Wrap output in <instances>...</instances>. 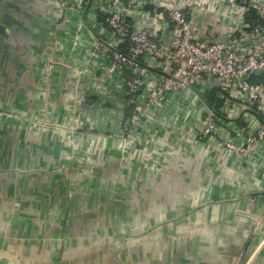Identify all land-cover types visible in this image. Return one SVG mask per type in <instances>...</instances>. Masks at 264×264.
Here are the masks:
<instances>
[{
    "label": "crops",
    "instance_id": "crops-1",
    "mask_svg": "<svg viewBox=\"0 0 264 264\" xmlns=\"http://www.w3.org/2000/svg\"><path fill=\"white\" fill-rule=\"evenodd\" d=\"M49 8L0 0V24L14 39L0 36L9 66L0 97L44 125L0 119V264H264V144L247 164L197 143L189 120L180 139L183 116L170 107L143 152L125 155L104 133L116 103L93 102L100 82L87 91L93 101L75 103L67 92L80 99L84 90L70 87L73 77L40 70ZM210 102L187 108L202 113Z\"/></svg>",
    "mask_w": 264,
    "mask_h": 264
},
{
    "label": "built area",
    "instance_id": "built-area-1",
    "mask_svg": "<svg viewBox=\"0 0 264 264\" xmlns=\"http://www.w3.org/2000/svg\"><path fill=\"white\" fill-rule=\"evenodd\" d=\"M44 1L50 53L42 71L65 70L73 77L70 87L84 93L78 99L69 90L71 102L84 104L93 93L96 104L116 103L105 116L104 133L121 143L125 155L143 152L157 122L175 107L183 116L173 131L180 139L189 120L197 143H214L219 153L247 164L261 157L264 0ZM96 81L99 91L88 93ZM207 96L213 101L203 104L204 112L187 108Z\"/></svg>",
    "mask_w": 264,
    "mask_h": 264
},
{
    "label": "rangeland",
    "instance_id": "rangeland-1",
    "mask_svg": "<svg viewBox=\"0 0 264 264\" xmlns=\"http://www.w3.org/2000/svg\"><path fill=\"white\" fill-rule=\"evenodd\" d=\"M4 54H6V53H4L3 52V55ZM1 55V54H0ZM0 61L2 62V63H0V71H3V70H7L8 69V67L6 66V64H4V62H3V60H1L0 59ZM12 68V67H11ZM43 68H40V70H42ZM12 70L14 71V72H17V71H20L21 70V68H16V67H14V69L12 68ZM23 70V69H22ZM7 103H9L8 101H6V100H4L3 99V97H0V108H3V107H5V105L7 104ZM13 104H15V105H20L21 103L18 101V100H16V103L15 102H13V103H9V104H7V106H10L11 105V107H8V109L6 108V110H3V109H0V119H4L1 115L3 114V113H7L9 116H10V118H5V119H7V120H9V121H11V120H16V121H18V120H21V119H25V120H31V122L35 119V117L37 118V117H39V114H36V113H34V116H31L30 118H28L27 119V117L26 116H24L23 115V111H21V108L20 109H17L15 106H13L12 107V105ZM35 122H32V124H34ZM20 124H22V123H20ZM19 124V125H20ZM43 126L44 125H38V123H35L31 128L32 129H35V131L36 130H39V129H43ZM44 130V129H43ZM133 156V155H132ZM132 156H129V157H132ZM148 158V156L146 155V158H144L143 160H145V167H147V168H149V166H150V160L149 159H147ZM143 165H144V163H143ZM133 183H135V181H133ZM128 228H130V225H129V227Z\"/></svg>",
    "mask_w": 264,
    "mask_h": 264
},
{
    "label": "water",
    "instance_id": "water-1",
    "mask_svg": "<svg viewBox=\"0 0 264 264\" xmlns=\"http://www.w3.org/2000/svg\"><path fill=\"white\" fill-rule=\"evenodd\" d=\"M0 36L5 42L9 44H13L14 39L11 31H9V29H7L4 25L1 24H0Z\"/></svg>",
    "mask_w": 264,
    "mask_h": 264
},
{
    "label": "trees",
    "instance_id": "trees-1",
    "mask_svg": "<svg viewBox=\"0 0 264 264\" xmlns=\"http://www.w3.org/2000/svg\"><path fill=\"white\" fill-rule=\"evenodd\" d=\"M207 100H209V101H213L212 99V97H210V96H207V97H205Z\"/></svg>",
    "mask_w": 264,
    "mask_h": 264
}]
</instances>
